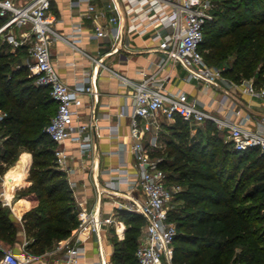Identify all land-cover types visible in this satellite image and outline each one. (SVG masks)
Instances as JSON below:
<instances>
[{"label": "trees", "instance_id": "16d2710c", "mask_svg": "<svg viewBox=\"0 0 264 264\" xmlns=\"http://www.w3.org/2000/svg\"><path fill=\"white\" fill-rule=\"evenodd\" d=\"M223 13L215 10L214 20L205 28L201 46L205 60L219 67L235 54L233 66L224 75L264 86V0H240ZM1 40L0 110L8 117L0 123L6 137L0 145V169L4 173L22 152L33 154L32 183L18 190L17 196L33 203L22 221L26 251L42 255L71 235L79 223L80 209L65 172L58 168L56 144L46 133L58 104L47 87L27 77V65L5 51L12 46ZM24 51L28 53L26 47L16 52ZM176 126L185 135L180 144L167 146L163 162L170 180L183 186L174 198L177 207L169 212L177 226L172 263L264 264V230L258 226L264 219V153L230 149L211 130L206 143L189 148L190 125L178 118ZM24 176L13 175L10 183ZM121 216L128 228L124 241L113 240V263L140 264L136 251L145 218L131 212ZM20 231L0 199V240L13 245L20 241Z\"/></svg>", "mask_w": 264, "mask_h": 264}, {"label": "built area", "instance_id": "2783aa9c", "mask_svg": "<svg viewBox=\"0 0 264 264\" xmlns=\"http://www.w3.org/2000/svg\"><path fill=\"white\" fill-rule=\"evenodd\" d=\"M55 0H0V37L14 49L26 47L29 54L27 67L35 77L37 86L47 87L57 102L55 116L46 128L47 135L56 144L55 156L58 168L66 173L73 169L68 161L72 158L65 144L75 135L81 140L83 153L93 149L89 135L91 124L82 122L80 109L84 105V94H95L93 81L87 77L82 82L70 85L60 76L52 61V46L58 40L76 47L71 38L62 35L55 24L58 17L54 11ZM99 8L94 0H69L71 13L90 19L94 24L93 38L109 41L112 50L130 48L129 39H123V12L130 21L129 31L152 32L158 41L160 53L156 70L142 71L138 81H129L134 88L133 107L130 113L122 112L130 120L132 152L136 160V178L130 174L120 178L130 187V194L140 188L145 200L137 198L120 201L115 182H109L105 193L114 197V206L119 210L139 213L145 218V226L139 239L136 256L140 264H173L174 241L177 226L170 220V205L181 185L170 182V173L163 167L166 153L160 143V132L164 120L175 122L180 118L189 125H201L207 121L228 132V137L238 151L257 149L264 153V131L246 128L241 123L219 118L205 110L197 98L185 93H169L166 82L170 76L164 74L168 66L181 65L187 72L188 81H196L207 87H219L224 81V68L210 65L201 46L205 39V28L215 17V0H105ZM84 22H79L72 37L80 38ZM20 33L18 34L17 32ZM243 93L264 102V86L257 87L253 80L234 84ZM238 115L239 110L235 111ZM8 113L0 110V123ZM264 124V120H263ZM3 136L0 134V144ZM0 173V181H1ZM6 179L0 182V193L4 194ZM119 198V200H118ZM5 204H9L6 200ZM113 216H104L94 210L83 208L79 223L63 243L67 252V264H76L85 253L84 244L96 235L101 241L107 225L115 224ZM25 246L28 245L26 242ZM36 256L20 257L7 250L0 264H28Z\"/></svg>", "mask_w": 264, "mask_h": 264}, {"label": "crops", "instance_id": "0c3cea01", "mask_svg": "<svg viewBox=\"0 0 264 264\" xmlns=\"http://www.w3.org/2000/svg\"><path fill=\"white\" fill-rule=\"evenodd\" d=\"M94 3L99 8L106 5L105 0H94ZM68 4L69 0L54 1V11L58 17L55 28L62 35L71 38L76 47L63 40L54 42L52 61L65 82L75 85L89 77L95 85L96 93L84 94V105L80 109L83 115L82 122L91 124L89 135L93 142V149L83 153L80 147L81 139L76 135L67 141L65 148L72 157L68 164L73 171L65 172V174L80 212L86 208L107 217L113 216L116 221L115 224L105 226L101 241L93 235L84 244L85 253L76 264H114L113 240L116 237L119 241L125 240L128 227L121 214L128 211L119 210L114 206L115 198L101 192L106 189L109 182H115L116 192L122 197L120 201L126 202L133 198L145 200V195L140 188H136L133 194H130L128 184L120 181V178L126 174H130L131 179H135L137 173L136 160L131 148L130 120L127 115L121 114L122 112L130 113L133 107L134 88L129 81L136 82L141 79L142 71L156 70L160 57L157 51L158 41L155 40L152 32L143 34L130 32V21L122 8L123 39H129L131 46L130 48L121 47L118 52H115L109 41L93 38V22L72 14ZM80 21L84 22L82 36L74 38L72 37L74 28ZM11 49L15 52L19 48ZM163 73L170 76L165 86L167 92L185 93L189 98H197L205 110L216 117L230 119L249 129L264 131V102L243 93L234 86L240 82L228 79L224 75L225 79L219 87H207L196 81H188L187 72L181 65L168 66ZM237 110L241 112L239 115L235 112ZM167 121L164 120L163 126ZM168 124L176 125V121H168ZM162 131L163 128L160 132V143ZM190 134L191 137L195 135L191 125ZM163 148L166 151L167 145ZM22 159L27 169L16 170ZM32 165L33 154L25 151L4 173L0 169L2 177L0 182L2 179H6L7 182L13 175L25 173L24 177L5 184V193H0L2 204L6 210H9L11 219L21 226L19 236L22 243H28L22 221L26 213L32 209L33 203L28 198L18 197L17 191L31 185L29 175ZM21 181L23 184H18ZM170 182L176 184L171 180ZM6 200L9 204H5ZM67 239L57 242L52 249L42 255L30 254L36 256V259L28 264H67L66 249L61 248ZM8 247L9 244L0 240L1 258Z\"/></svg>", "mask_w": 264, "mask_h": 264}, {"label": "rangeland", "instance_id": "374dc122", "mask_svg": "<svg viewBox=\"0 0 264 264\" xmlns=\"http://www.w3.org/2000/svg\"><path fill=\"white\" fill-rule=\"evenodd\" d=\"M215 1H216L215 10H220V12L226 13L227 8H231L233 5H235L240 0H215ZM1 38H2L1 41H3L4 37L1 36ZM4 50L7 52L9 51V52L16 54L15 58L20 57L22 64L26 65L29 62L28 53H26L25 51L22 54L19 53L20 55L19 54L17 55V52L16 51L13 52L11 49L6 50V48H5ZM235 59H236L235 54H231L225 60H223L222 64L219 65V67L227 70V68L233 66ZM16 67L18 68V67H20V65H17ZM31 75H32V73L29 69L27 77L32 78ZM225 77L228 79H231V80L234 78V77L228 76V75H225ZM216 126H217L216 123L210 122V121L206 122L205 124H202V125H196V124L192 125L191 128H192V131L195 133V135H193V137H191V134L188 135V137H187L188 139L186 141L187 146H189V148H192L197 142L198 143L199 142L206 143L207 136L212 131L211 134H217V136H219L223 140V143L225 145H227L228 148L233 149L234 146H233V143L231 142L230 138L228 137V132L219 129ZM215 127H216V130H215ZM0 134L3 136V141H4L6 137L4 136V134L2 132H0ZM183 135H185V134H184V131L182 129H178L176 125H169L168 121H167V123H165L163 126V131H162V135H161V144L164 147L166 145L168 146L170 143L178 145L182 141ZM176 185H178V183H176ZM174 200L175 199H173V201L171 202L170 211H172V210L174 211V208H176L178 205V203ZM263 217H264V211H263ZM258 226L261 228V230H264V219H263V222H261ZM24 244L25 243H22L21 241H17L13 245H9L7 250H11V251L17 253L22 258L24 256H27V254H28L26 251V246Z\"/></svg>", "mask_w": 264, "mask_h": 264}, {"label": "bare ground", "instance_id": "6f19581e", "mask_svg": "<svg viewBox=\"0 0 264 264\" xmlns=\"http://www.w3.org/2000/svg\"><path fill=\"white\" fill-rule=\"evenodd\" d=\"M25 156H27V155H25ZM23 158H25V157H23ZM26 158H28V156H27ZM23 160H24V159H22V161L19 162V165H18V167H17L16 170L24 171V170L27 169V165L23 163ZM24 174H25V173H24ZM10 181H11V180H9V181L7 180V183L9 184Z\"/></svg>", "mask_w": 264, "mask_h": 264}]
</instances>
